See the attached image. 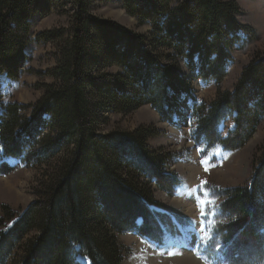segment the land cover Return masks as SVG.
<instances>
[{
  "label": "trees",
  "instance_id": "16d2710c",
  "mask_svg": "<svg viewBox=\"0 0 264 264\" xmlns=\"http://www.w3.org/2000/svg\"><path fill=\"white\" fill-rule=\"evenodd\" d=\"M75 1V35L53 71L60 82L44 86V96L34 105L15 102L0 110V146L6 157L42 164L69 150L46 175L37 200L11 226L7 218H0L6 226L0 231V264H7L19 246L20 264H78L77 254L91 264H122L118 234L136 231L163 244L165 226L179 232L170 215L153 207V184L168 194L180 184L168 170L171 153L148 144L158 130L141 126L99 134L93 116L107 109L132 112L150 104L177 125L174 114L183 96H191L192 81L173 63L159 59L157 46L186 56L201 76L220 82L227 75L228 48L245 30L232 1L181 0L162 19L159 13L167 9V0H143L139 7L126 0L128 10L142 20L154 16L157 40L148 42L141 34L92 15L90 0ZM52 6V0H0V76H20L28 60L30 19L48 14ZM256 59L244 69L233 92L219 94L209 106L192 105L200 116L198 133L210 145L239 149L264 119V57ZM113 64L123 71H104ZM1 86L0 79V91ZM29 107L30 118H23ZM231 115L235 127L222 137L220 124ZM32 141L38 148L26 151L25 143ZM12 168L1 164L0 173L7 175ZM9 209L3 206L10 218L14 213ZM222 212L230 220L219 232L237 251L236 257L251 246L256 256H264V150L251 183L227 190Z\"/></svg>",
  "mask_w": 264,
  "mask_h": 264
},
{
  "label": "rangeland",
  "instance_id": "374dc122",
  "mask_svg": "<svg viewBox=\"0 0 264 264\" xmlns=\"http://www.w3.org/2000/svg\"><path fill=\"white\" fill-rule=\"evenodd\" d=\"M141 1L130 0L137 7ZM220 1L237 4L235 17L245 28L240 33L241 39L228 48L227 75L220 82L201 76L197 69L189 65L186 56L176 55L167 47L156 48L159 59L173 63L181 74L192 81L191 96H183L181 107L174 114L177 125L164 120L150 104L132 112L107 109L93 116L99 134L113 130L131 131L141 126L156 128L158 133L148 139V144L160 153H171L168 170L180 180L174 194H168L153 184L156 197L154 209L170 215L179 232L165 226L164 242L160 245L136 231L118 234L122 264H238L239 261L264 264V256L257 257L253 246L242 251L243 256L236 257L237 251L228 247L219 232L221 225L230 220L222 212L227 190L249 185L259 163L264 150V119L243 147L228 150L221 144L210 145L199 135L200 116L192 109V105H211L225 91L233 92L244 69L256 58L264 57V0ZM180 2L167 0V9L159 13L162 19L170 16ZM52 5L48 14L38 13L30 19L31 33L26 47L28 60L20 76L16 79L5 74L0 76V110L15 102L34 105L44 96V86L60 82L53 71L60 66L62 53L75 35L77 4L75 0H52ZM89 11L99 19L114 21L130 32L145 36L148 42L157 40L153 28L154 16L150 14V20H142L128 10L126 0H90ZM120 45L123 48L124 41ZM104 71L116 75L123 69L113 64L106 66ZM32 110L31 107L26 108L22 112L23 118H30ZM234 127L231 115L220 124L222 137H227ZM44 131H49V127H45ZM37 145L32 141L26 142L24 147L30 151L35 150ZM68 153L66 147L55 159L42 164H27L22 159L6 157L0 146V165L13 167L7 175L0 173V218H7L5 223L8 227L37 200V191L47 179L46 175L49 176L59 158L67 157ZM3 206H8L14 213L12 218L6 215ZM5 229L6 226L0 223V231ZM22 253L23 248L19 246L7 264H20ZM76 261L78 264H91L82 254L76 255Z\"/></svg>",
  "mask_w": 264,
  "mask_h": 264
},
{
  "label": "snow or ice",
  "instance_id": "6c2138e0",
  "mask_svg": "<svg viewBox=\"0 0 264 264\" xmlns=\"http://www.w3.org/2000/svg\"><path fill=\"white\" fill-rule=\"evenodd\" d=\"M208 169L206 168V171H207ZM206 183V182H205ZM205 203H207V202H205Z\"/></svg>",
  "mask_w": 264,
  "mask_h": 264
}]
</instances>
